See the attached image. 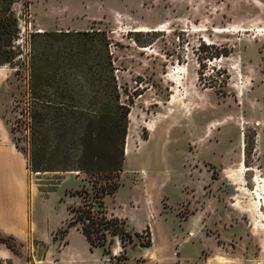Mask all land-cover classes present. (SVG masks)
Masks as SVG:
<instances>
[{"label":"rangeland","instance_id":"rangeland-1","mask_svg":"<svg viewBox=\"0 0 264 264\" xmlns=\"http://www.w3.org/2000/svg\"><path fill=\"white\" fill-rule=\"evenodd\" d=\"M13 11L27 23L21 46L29 32L106 34L130 113L119 189L102 202L130 233L148 227L151 246L114 237L103 256L75 227L62 235L89 177L28 171L36 238L0 232L19 253L0 243L14 254L0 264H264V0H19ZM13 73L0 68V136L26 162Z\"/></svg>","mask_w":264,"mask_h":264},{"label":"trees","instance_id":"trees-1","mask_svg":"<svg viewBox=\"0 0 264 264\" xmlns=\"http://www.w3.org/2000/svg\"><path fill=\"white\" fill-rule=\"evenodd\" d=\"M18 2L0 0V68H10L24 84L16 107L27 131L26 167L35 174L78 173L90 179L91 192L70 194L80 196L82 204L68 208L61 234L75 227L90 249L101 248L103 256L110 254L114 237L123 247L134 239L150 247L148 227L130 233L123 220L107 215L102 202L119 189L130 113L120 101L106 34L35 32L21 46L19 17L13 11ZM0 243L19 254L12 237H0Z\"/></svg>","mask_w":264,"mask_h":264},{"label":"crops","instance_id":"crops-1","mask_svg":"<svg viewBox=\"0 0 264 264\" xmlns=\"http://www.w3.org/2000/svg\"><path fill=\"white\" fill-rule=\"evenodd\" d=\"M87 28L85 26L84 29L70 30L86 31ZM66 30L69 29H64ZM26 166L24 157L4 132L3 136H0V232L4 235H12L20 241L28 237L36 238L37 234V224L28 210V169ZM0 246L1 258L9 259L12 255L14 256L6 247Z\"/></svg>","mask_w":264,"mask_h":264},{"label":"built area","instance_id":"built-area-1","mask_svg":"<svg viewBox=\"0 0 264 264\" xmlns=\"http://www.w3.org/2000/svg\"><path fill=\"white\" fill-rule=\"evenodd\" d=\"M26 26H27L26 20L19 18L18 19V27L20 30V35L26 31ZM29 33H31V32H29Z\"/></svg>","mask_w":264,"mask_h":264},{"label":"bare ground","instance_id":"bare-ground-1","mask_svg":"<svg viewBox=\"0 0 264 264\" xmlns=\"http://www.w3.org/2000/svg\"><path fill=\"white\" fill-rule=\"evenodd\" d=\"M126 152L129 153V152H128V144H127V147H126Z\"/></svg>","mask_w":264,"mask_h":264}]
</instances>
